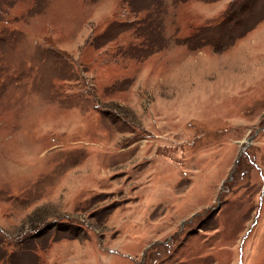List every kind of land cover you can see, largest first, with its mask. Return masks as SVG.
I'll use <instances>...</instances> for the list:
<instances>
[{
    "label": "rangeland",
    "instance_id": "1",
    "mask_svg": "<svg viewBox=\"0 0 264 264\" xmlns=\"http://www.w3.org/2000/svg\"><path fill=\"white\" fill-rule=\"evenodd\" d=\"M0 264H264V0H0Z\"/></svg>",
    "mask_w": 264,
    "mask_h": 264
},
{
    "label": "trees",
    "instance_id": "2",
    "mask_svg": "<svg viewBox=\"0 0 264 264\" xmlns=\"http://www.w3.org/2000/svg\"><path fill=\"white\" fill-rule=\"evenodd\" d=\"M234 2V1H232ZM240 6V5H239ZM239 8V7H238ZM234 9V11L232 12V10H230L229 12H227V20L226 22H229L230 24L233 23L234 21L238 20L240 18V16H242V12L240 11V9ZM130 10V9H129ZM131 11V10H130ZM132 12V11H131ZM133 14H135V12H132Z\"/></svg>",
    "mask_w": 264,
    "mask_h": 264
}]
</instances>
